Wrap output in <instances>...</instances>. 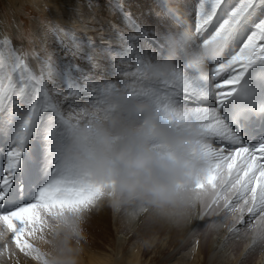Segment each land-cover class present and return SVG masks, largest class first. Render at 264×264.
<instances>
[{"label":"rangeland","instance_id":"1","mask_svg":"<svg viewBox=\"0 0 264 264\" xmlns=\"http://www.w3.org/2000/svg\"><path fill=\"white\" fill-rule=\"evenodd\" d=\"M197 2L0 0V85L8 88L11 84L13 90L23 86L25 96L38 95L41 101L47 93L41 136L29 138L25 154L31 149L36 164L38 158L42 165V136L51 123L49 113L55 116L54 109L65 118H74L98 105L109 85L129 92L149 85L152 79L142 65H148L161 52L165 24L188 27L199 40L210 38L211 29L221 20L214 18L206 30L197 32ZM249 34L239 33L227 48L226 57L238 50ZM230 72L220 77L226 78ZM210 101L204 100L202 105H194L191 100L186 103L213 107L215 102ZM3 114L0 112V116ZM9 146L8 135L0 131V180L6 174ZM27 176L28 192L14 193L9 207L30 200L34 186L44 180L42 173L28 172ZM18 182L14 178V188ZM94 205L81 214L82 241L97 246V264H264V241L253 243L245 235L249 225H258L264 216L250 220V214L244 213L232 232L209 233L205 226L216 217L195 219L181 229L141 216L137 227L132 228V223L124 222L125 215L114 213L102 197ZM3 208L0 204V210ZM40 235L37 233V237ZM43 236L49 238L47 229ZM28 239L40 252L47 248L39 238ZM10 248L14 249V244ZM33 258L15 249L14 256H0V264H34Z\"/></svg>","mask_w":264,"mask_h":264},{"label":"snow or ice","instance_id":"2","mask_svg":"<svg viewBox=\"0 0 264 264\" xmlns=\"http://www.w3.org/2000/svg\"><path fill=\"white\" fill-rule=\"evenodd\" d=\"M195 16L197 32L206 30L214 18L221 20L209 35L221 40L227 48L239 33L250 31L242 46L238 45V50H233L214 68V81L231 69L229 75L209 83L175 74L164 80H152L149 85L130 93L151 96L170 121L199 123L206 134L201 151L208 166L197 179V189L211 190L216 206L239 212L242 216L250 214V220L264 216V137L250 141L245 136L257 116L248 115L241 119L226 108L227 101L240 90L249 69L264 61V44L258 43L264 41V0H237L236 3L231 0H198ZM160 43L162 51L163 41ZM142 67L145 73H149L148 65ZM113 87L109 85L106 92ZM188 100L194 105L211 100L219 107L189 106ZM47 104L46 92L41 101L38 95L25 96L23 86L13 90L11 84L8 88L0 85V112L4 113L0 116V131L6 133L10 140L6 174L0 180V204L4 206L0 210V241L3 242L0 244V256H14L15 249H18L41 260L42 264V253L29 242L28 237L43 238L50 217L82 214L105 194L107 187L72 167L62 166L58 156V147L66 140L73 125L81 119L94 118L97 112L84 109L74 118H65L58 109H54L55 116L49 113L51 123L42 136V165L37 158L44 180L34 186L30 200L8 206L14 193L28 192L27 173L33 163V155L31 149L25 154L26 145L30 137L35 140L41 136V113ZM100 104L101 101L93 109L98 111ZM213 138H218L219 143H226L228 147L214 146ZM14 178L19 180L15 188ZM37 233L41 235L37 237ZM12 244L14 249L10 248Z\"/></svg>","mask_w":264,"mask_h":264},{"label":"clouds","instance_id":"3","mask_svg":"<svg viewBox=\"0 0 264 264\" xmlns=\"http://www.w3.org/2000/svg\"><path fill=\"white\" fill-rule=\"evenodd\" d=\"M163 50L148 63L150 78L164 80L183 74L193 81L214 83V65L226 58L227 45L216 38L199 40L188 27L168 23L161 33ZM191 71H188V70ZM238 118L264 116V61L254 64L240 90L226 103ZM94 118L81 119L58 147L59 162L106 185L102 196L114 213L129 222L148 221L184 228L193 220L216 217L209 233L232 232L243 216L214 204L211 190L196 188L207 168L201 151L206 134L196 121L165 118L149 95L126 89L105 92ZM81 214L50 217L44 264H80L84 239ZM264 241V218L245 234Z\"/></svg>","mask_w":264,"mask_h":264},{"label":"bare ground","instance_id":"4","mask_svg":"<svg viewBox=\"0 0 264 264\" xmlns=\"http://www.w3.org/2000/svg\"><path fill=\"white\" fill-rule=\"evenodd\" d=\"M13 1V0H12ZM216 22H217V19H216ZM221 22V21H220ZM215 23V22H214ZM219 23V22H218ZM210 30V29H209ZM212 31H213V29H211ZM245 32H249L248 30H245ZM204 37V36H203ZM204 39V38H203ZM259 44H264V41H259L258 42ZM227 56V55H226ZM215 67V66H214ZM230 70V69H229ZM227 73V72H226ZM33 74V73H32ZM229 74V73H228ZM222 76H223V74H222ZM218 78V77H217ZM223 78L222 77H219L218 78V80L216 79V81L215 82H218V81H220V80H222ZM211 102V101H210ZM206 103V102H205ZM202 105V104H201ZM207 105V104H206ZM205 105V106H206ZM208 106V105H207ZM213 107H219V105H217L216 103H214L213 105H212ZM221 111L223 112V109H221ZM213 142V141H212ZM213 145L214 146H221V147H225V148H227L228 147V145L226 144V143H219L218 142V138L214 141V143H213ZM28 172L30 173V174H40V173H42L41 172V168L40 167H38L37 166V164H36V161L33 159V163H32V165L29 167V170H28ZM93 206H95V205H93ZM141 217V216H140ZM127 219V218H126ZM124 222L125 223H132V225H131V227L132 228H136L137 227V224H138V222H139V218H137L134 222H129L128 221V219H127V221L126 220H124ZM94 228H95V226H93ZM130 227V226H129ZM129 229V228H128ZM125 236V238H126V235H124ZM81 244H82V249H83V251H82V254H81V257H80V263H82V264H97L96 262H97V259H98V253H96V251L97 250H95V249H97L96 247V245L93 243H91V244H89L88 242H84V241H81ZM34 247H36V245L34 244ZM98 252V251H97ZM34 262V264H42V261L41 260H37L35 257L32 259ZM111 262H108L107 264H110Z\"/></svg>","mask_w":264,"mask_h":264}]
</instances>
